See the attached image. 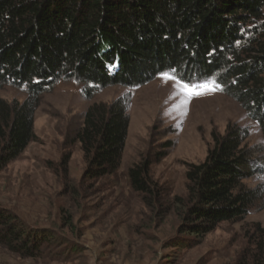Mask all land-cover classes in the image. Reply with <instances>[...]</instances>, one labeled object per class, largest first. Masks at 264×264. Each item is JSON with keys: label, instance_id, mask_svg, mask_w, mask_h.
I'll list each match as a JSON object with an SVG mask.
<instances>
[{"label": "trees", "instance_id": "trees-1", "mask_svg": "<svg viewBox=\"0 0 264 264\" xmlns=\"http://www.w3.org/2000/svg\"><path fill=\"white\" fill-rule=\"evenodd\" d=\"M162 74L189 86L213 82L258 126L264 147V0H0V89L12 86L27 95L22 104L0 97V172L36 142L34 112L56 85H80L91 101L101 90L139 89ZM128 101L93 103L83 113L70 141L86 165L81 183L119 170ZM248 136L229 126L223 136L213 135L202 163L187 166L179 234L201 242L218 225L245 218L262 198L264 184L243 183L264 177L256 149L245 144ZM68 160L57 167L65 189L75 194ZM150 166L141 159L127 175L143 205L154 209L160 190ZM246 236L235 264H264V227L255 225ZM49 244L47 235L0 209V246L8 252L33 260Z\"/></svg>", "mask_w": 264, "mask_h": 264}, {"label": "rangeland", "instance_id": "rangeland-1", "mask_svg": "<svg viewBox=\"0 0 264 264\" xmlns=\"http://www.w3.org/2000/svg\"><path fill=\"white\" fill-rule=\"evenodd\" d=\"M169 78L159 77L134 90L110 87L91 101L71 82L41 95L33 121L36 142L0 172V209L47 235L51 244L33 260L0 246V264H235L247 245V233L255 225L264 227V195L245 218L218 225L198 242L178 232L185 172L188 165L205 160L213 135L223 136L229 126L248 131L245 144L256 149L255 161L264 167L261 131L213 82L203 84L204 94L188 97L177 91L184 84ZM0 97L22 104L27 95L4 86ZM121 97L129 99L121 166L112 176L81 183L86 165L79 145L70 141L83 113L93 103ZM66 156L72 182L68 187L76 189L75 194L65 189L57 167ZM144 158L151 161L150 177L160 190L154 209L143 205L127 175ZM57 169L60 174H55ZM243 183L256 188L264 184V177L255 174Z\"/></svg>", "mask_w": 264, "mask_h": 264}, {"label": "snow or ice", "instance_id": "snow-or-ice-1", "mask_svg": "<svg viewBox=\"0 0 264 264\" xmlns=\"http://www.w3.org/2000/svg\"><path fill=\"white\" fill-rule=\"evenodd\" d=\"M167 74H162V76H166ZM170 79V78H169ZM207 85H187L184 84L182 85L181 88L177 89V91L185 96L191 97L194 95H201L204 94L203 92L200 91V89H206Z\"/></svg>", "mask_w": 264, "mask_h": 264}]
</instances>
